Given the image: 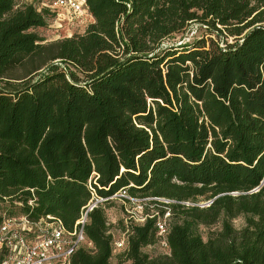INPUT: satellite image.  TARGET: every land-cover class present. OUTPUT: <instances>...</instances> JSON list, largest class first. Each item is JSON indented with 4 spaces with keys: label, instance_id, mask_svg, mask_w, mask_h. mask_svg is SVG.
<instances>
[{
    "label": "trees",
    "instance_id": "16d2710c",
    "mask_svg": "<svg viewBox=\"0 0 264 264\" xmlns=\"http://www.w3.org/2000/svg\"><path fill=\"white\" fill-rule=\"evenodd\" d=\"M85 1V32L45 43L49 10L0 0V213L73 230L124 189L171 213V256L143 251L155 216L122 225L124 262L264 264V0ZM193 23L224 40L164 46ZM110 203L71 264H111Z\"/></svg>",
    "mask_w": 264,
    "mask_h": 264
},
{
    "label": "built area",
    "instance_id": "2783aa9c",
    "mask_svg": "<svg viewBox=\"0 0 264 264\" xmlns=\"http://www.w3.org/2000/svg\"><path fill=\"white\" fill-rule=\"evenodd\" d=\"M46 8L50 13H58L57 16L60 20L65 18L66 15L70 18L87 15L94 21L85 0H52ZM72 36L70 35L68 38ZM188 42L190 40L184 38L179 45ZM118 199L134 206L132 216L128 220L132 223L143 225L148 218L158 216L159 240L157 244L165 251L164 256H171L168 242L171 213L167 208L163 216L158 213L154 214V212L148 213L145 202L151 199L132 198L126 190L122 189L108 199H97L94 196L89 204L82 209L80 218L73 230L67 229L62 220L54 216H47L34 221L27 216H9L2 213L0 215V264H71L72 256L79 248L94 249L93 244L87 240L84 231L89 221V214L93 212L99 203ZM155 200L166 204L172 203V201L165 199ZM182 204L188 207L194 206L190 202ZM197 206L203 207L201 205ZM126 248L127 237L124 233L122 238L114 240L113 256H116L122 250H126Z\"/></svg>",
    "mask_w": 264,
    "mask_h": 264
},
{
    "label": "rangeland",
    "instance_id": "374dc122",
    "mask_svg": "<svg viewBox=\"0 0 264 264\" xmlns=\"http://www.w3.org/2000/svg\"><path fill=\"white\" fill-rule=\"evenodd\" d=\"M52 0H16L18 6L33 5L39 10L47 9L46 6L49 5ZM61 13V12H60ZM53 17L48 20V26L46 28L36 29L35 31L45 40V43H50L57 40H63L68 38L70 35H81L85 32L87 27L93 23V19L87 15L81 17L70 18V16H65V18H58V13H51ZM63 14V13H62ZM71 21H70V20ZM207 27L199 24L193 23L190 25L188 30L181 35H176L164 42L165 47L179 46L184 38L190 40L188 43H195L196 41L205 38H213L214 41H219V38L224 40L223 36H219L217 33L210 36L211 32H208ZM228 43H234V39L228 38ZM221 46H225L224 43H220ZM65 66V65H64ZM73 69V68H72ZM82 77V75H81ZM200 205L202 208L210 207L213 201H205V199L200 200ZM134 206L126 203L122 200L111 201L109 205L106 206V216L108 223L112 225V233L116 240L120 239L124 235L122 230V225L129 223V218L133 211ZM3 212L0 213V215ZM233 225L235 229L242 230L246 226L245 219L243 217H238L233 220ZM221 229V224H217L210 228L201 227L200 231L202 236L206 240L210 232H218ZM127 237V235H126ZM125 250L118 252L116 256H113L111 264H129L124 262L123 258H119V255L124 253ZM143 251L152 258H157L165 255V251L158 245L149 246Z\"/></svg>",
    "mask_w": 264,
    "mask_h": 264
}]
</instances>
